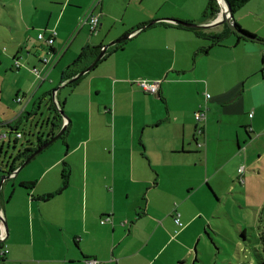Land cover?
<instances>
[{"label":"crops","instance_id":"crops-1","mask_svg":"<svg viewBox=\"0 0 264 264\" xmlns=\"http://www.w3.org/2000/svg\"><path fill=\"white\" fill-rule=\"evenodd\" d=\"M188 2L0 0V27L21 63L15 84L29 100L28 121L34 124L36 113L44 114L50 91L68 116L53 112L46 118L40 133L45 139L64 119L66 131L46 147L48 155L37 154L3 183L0 211L8 228L0 240V264H87L91 258L100 264H196L198 244L206 243L213 224L203 206L207 193L232 191L238 198L234 178L247 185V170L264 159V42L245 36L224 42L232 33L225 25L181 26L173 19L210 24L219 15L209 8L205 15L191 14ZM252 2L261 4L257 14L264 15V0ZM92 10L101 14L97 31L84 20ZM153 20L158 21L109 48L90 72L68 82L71 70L88 66L101 46ZM235 22L264 40L241 18ZM53 30L52 45L38 37ZM212 51L224 55L228 67L242 61L246 80L225 88L213 74L211 83L193 77L198 56ZM35 67L48 74L41 84ZM141 80H161L159 92L143 90ZM203 108L207 117L198 123L194 113ZM227 112L231 127L225 121L215 127ZM221 145L229 148L226 154ZM212 150L219 157L210 160ZM3 170L8 168L1 164ZM28 182L33 185L24 186ZM176 213L183 227L176 225ZM104 218L109 220L102 223ZM3 249L9 251L1 255Z\"/></svg>","mask_w":264,"mask_h":264},{"label":"rangeland","instance_id":"rangeland-1","mask_svg":"<svg viewBox=\"0 0 264 264\" xmlns=\"http://www.w3.org/2000/svg\"><path fill=\"white\" fill-rule=\"evenodd\" d=\"M218 4L220 6V3ZM187 7L191 14L205 15V12L208 11L209 8V0H189ZM260 8L261 4L249 0V2L234 13V19L236 20L237 17L241 18L244 24L247 22L249 27L254 30L256 29L260 35H264V15L257 14L261 13L259 11ZM0 22L3 23V20L1 19ZM238 24L240 23L238 22ZM149 26L151 25L146 23L127 35L130 37L140 29ZM4 33L5 30L1 26L0 60L2 63H0V122H5L6 124L0 125V136H2L0 137V165L5 161L6 155H18L20 149L26 146L29 142H34L32 143L33 145L38 144L39 134L47 128L46 124H44L46 118L50 116L51 113H55L52 106L53 100L50 91V94H48L42 103V110L44 111L43 115L45 116H40L42 113L41 111L38 117L32 118L34 124L28 121V110L23 108L27 99L23 96V91H19L15 84L20 70L14 67L15 60L12 57L14 46L12 42L4 36ZM257 36L259 35L257 34ZM230 39L238 40V33L233 31L231 34H228L223 41H227L228 43V40ZM129 40L130 39L127 38L122 44ZM198 59L200 60V63L196 69V74H194L193 77L205 76V78L211 83L212 77L215 75L219 78L220 85L225 86V88L232 86L236 80V83H242L246 80V75H243V70L241 69L242 61H240V67L236 66V64H233V67H228L225 56L219 55L215 51H212L209 56L203 57L199 55ZM90 64L91 63L88 65ZM261 74L262 72H259L257 76L259 77ZM187 76H189V74H187ZM251 78L252 77L249 79ZM18 94L23 97V103L17 101L16 98ZM245 99H248L247 95L245 96ZM234 103L235 102L233 101L228 106H226L225 103L224 105L226 107L224 106V111H228L231 107H234L231 106L235 105ZM175 105L176 104L172 101V106L175 107ZM193 105L194 98L193 102H190V107L192 108ZM32 106L33 103L29 108H32ZM230 119L231 115L227 112L220 121L213 125L215 127H221V123L225 121L224 124L231 127ZM17 131L22 133V137L15 142ZM6 134H8V137H3V135ZM197 134H200L198 128ZM43 136H45V134ZM193 143H195V140H193ZM198 145L201 146L199 143ZM221 146L223 153L226 154L229 148L223 147V145ZM204 150L205 148L200 150V154H203ZM43 152L48 155V148L43 149L38 156H41ZM215 156H218V154L212 150L210 160ZM26 171L27 170L23 171L24 174L27 173ZM3 176L4 174L0 173V181ZM234 182L241 188L235 192L238 198H232V191L223 195L217 194L214 190L210 189V192L207 193L206 198L204 199L203 206L206 210V214L210 217L212 216L213 224L208 227L211 236L205 234L206 243L202 241L198 244L199 259L196 261V264H263L264 262V209L263 205H261L264 200V159L263 161L258 162L255 168L247 170V185L240 183L241 181L238 177L237 179L236 177L234 178ZM24 192L25 190H23V193ZM1 195L2 193L0 194V197ZM19 198L20 197L18 196L17 199ZM242 233H244V236ZM189 264H193V262L190 261Z\"/></svg>","mask_w":264,"mask_h":264},{"label":"water","instance_id":"water-1","mask_svg":"<svg viewBox=\"0 0 264 264\" xmlns=\"http://www.w3.org/2000/svg\"><path fill=\"white\" fill-rule=\"evenodd\" d=\"M221 6V10L219 12V15L216 19V21H214L213 23H210L209 25H199V26H205V27H217V26H221V25H227L231 30L236 31L238 33H240L241 35L245 36L248 39L251 40H255V41H260V42H264V40L258 38L256 35H251L245 32H242L241 29H239L235 23L234 20V12L232 11L231 5L229 3L228 0H218ZM167 20V19H166ZM158 20H153L150 23H148V25H152L154 23H156ZM173 21L180 23L182 25H186V26H190V27H198L197 25H195V23L193 22H186V21H182L179 19H173ZM127 38H129V35H125L121 38H118L108 44H105L104 46L101 47L100 52L98 54V56L94 59V61L87 66L85 69H82L81 71H79L77 73V75H75L74 77H72L68 82H73L76 79H78L79 77L87 74L88 72H90L93 67L103 58V56L106 54L107 50L111 47L114 46L116 44L121 43L123 40H126ZM59 88H57L58 90ZM61 111V115L64 118H68V116L66 115V113L60 109ZM40 115V112L38 111L36 113V115L34 117H37ZM41 117L43 116V113H41L40 115ZM38 126V125H36ZM67 129V122L64 123L63 127L61 128V130L59 132H57L56 134H54L52 137H50V139H48V141L44 142L43 144L39 145L32 153H30L29 156H27L19 165V167L15 168L13 171L11 172H6L4 173V176L2 177L1 181H0V193H1V189L3 187V183L5 181V179L12 177L13 173H15L16 171L20 170L21 168H23L26 164H28L37 154H39L43 149H45L46 147H48L51 143H53L54 141H56L59 137H61V135L66 131ZM21 151V150H20ZM18 155L14 156L12 155H6L5 156V161L2 162V165L7 166V168H10L11 166H13L19 159V153ZM7 226V225H6ZM8 228V226H7ZM1 242V241H0Z\"/></svg>","mask_w":264,"mask_h":264},{"label":"built area","instance_id":"built-area-1","mask_svg":"<svg viewBox=\"0 0 264 264\" xmlns=\"http://www.w3.org/2000/svg\"><path fill=\"white\" fill-rule=\"evenodd\" d=\"M100 18V13H94V11H91L90 13H88V15L84 18L85 20V23H88L90 25V27L95 30L98 26V23H99V19ZM57 32L56 31H52L50 32V36L48 38H46V35L44 32H40L38 34V37L40 39H46V41L49 43V44H52L55 40V36H56ZM44 61H46V58H44ZM17 66H19L18 62H17ZM34 72L38 78V80L41 82V81H44L46 79V76L47 74L45 72H42L41 70H39L38 68H34ZM159 83H160V80H156V81H153V82H150L148 80H141L139 81V85L144 89V90H147V91H151V92H156L158 91V87H159ZM207 97L209 98L210 97V94H207ZM18 101H22V98L21 97H18L17 98ZM206 116V113L204 110H199L198 112H196L195 114V117L198 121H201L204 117ZM20 136V134H19ZM0 217H2V213H0ZM103 222H106V219L103 220ZM175 222L179 225V226H182L183 222L181 220V216H180V213H177V215L175 216ZM5 234H6V230H5V227L3 226V221L1 220L0 221V235L2 238L5 237ZM8 252V249H4L1 251V254H5ZM86 263L87 264H100L98 260L96 259H87L86 260Z\"/></svg>","mask_w":264,"mask_h":264},{"label":"trees","instance_id":"trees-1","mask_svg":"<svg viewBox=\"0 0 264 264\" xmlns=\"http://www.w3.org/2000/svg\"><path fill=\"white\" fill-rule=\"evenodd\" d=\"M229 1V3H230V5H231V8H232V11L235 13L238 9H240L241 7H243L247 2H249V0H228ZM219 2H218V0H209V10L211 11V12H215V15L217 14H219V12H220V6H219V4H218ZM236 23V25H237V27L239 28V29H241V31L242 32H245V33H249V34H251L250 32H248L247 30H245L244 28H242V26L240 25V24H238V22H235ZM178 25H180V24H178ZM181 26H183V25H181ZM225 26H226V28H227V30L228 31H232L233 32V30H231L226 24H225ZM219 39V38H218ZM238 39L240 40V39H244V40H246V38L244 37V36H242V35H240V34H238ZM99 51V50H98ZM97 51V53H96V56L98 55V52ZM84 53V52H83ZM82 53V54H83ZM82 54L80 55V57H79V59L78 60H80V58L82 57ZM95 56V57H96ZM78 62V61H77ZM76 64V63H75ZM77 70H71V76H74L75 74H77ZM210 97H211V95H210ZM209 97V98H210ZM54 108H55V110L57 111V113L58 114H60L59 112H58V110H57V108L55 107V106H53ZM60 116V115H59ZM1 124H3L2 122H0V125ZM45 124V123H44ZM61 127V126H60ZM14 130V129H13ZM17 132H19V131H17ZM53 135V134H52ZM51 135V136H52ZM48 139H45V138H43V136L41 135V134H39V136H38V144H36V146H35V144H34V146L35 147H31V146H26L24 149H23V151L21 152L20 151V153L21 154H19V156H23V160L27 157V156H29L30 155V153H32L40 144H43L44 142H46ZM18 140L16 139L15 140V142H17ZM2 149H3V147H2ZM22 160V161H23ZM15 169V167H14V165L13 166H11L10 168H8V170H6V171H4L3 170V172H11V171H13ZM68 176H69V169L68 168H65L64 170H63V174H62V178H63V186H66L67 185V182H68ZM25 185L24 186H32L33 185V182H28V183H24ZM53 196V194H48V195H46L45 197H47V198H49V197H52ZM184 224V223H183ZM182 224V225H183ZM263 264H264V262H263Z\"/></svg>","mask_w":264,"mask_h":264},{"label":"clouds","instance_id":"clouds-1","mask_svg":"<svg viewBox=\"0 0 264 264\" xmlns=\"http://www.w3.org/2000/svg\"><path fill=\"white\" fill-rule=\"evenodd\" d=\"M92 11H93V10H92ZM90 12H91V11H90ZM90 12H89V13H90ZM87 15H88V14H87ZM87 15H86V16H87ZM86 16H85V17H86ZM100 16H101V14H100ZM99 19H100V18H99ZM234 20H235V19H234ZM99 23H100V20H99ZM99 23H98V26H99ZM87 24H88V23H87ZM88 25H89V24H88ZM89 26H90V25H89ZM98 26H97V28H96L95 30H93L91 27H90V28H91V30H93V31H97ZM41 32H44L45 35H46V32H45V31H41ZM50 32H51V31H50ZM48 37H49V36H48ZM48 37H46V38H48ZM54 41H55V40H54ZM47 43H48V42H47ZM53 43H54V42H53ZM53 43H52V44H53ZM48 44H49V43H48ZM52 44H50V45H52ZM116 45H117V44H116ZM103 46H104V45H103ZM114 46H115V45H114ZM101 47H102V46H101ZM111 47H112V46H111ZM111 47H110V48H111ZM100 49H101V48H100ZM108 50H109V49H108ZM108 50H107V52H108ZM99 52H100V51H99ZM107 52H106V53H107ZM98 54H99V53H98ZM97 56H98V55H97ZM97 56H96V57H97ZM104 56H105V55H104ZM96 57H95V58H96ZM44 58H46V57H43V61H44ZM95 58H94V59H95ZM93 61H94V60H93ZM93 61H92V62H93ZM17 62H18V64H19V66H17ZM44 62H47V58H46V61H44ZM92 62H91V63H92ZM14 65H15L16 68H21V63L19 62L18 59H15V61H14ZM88 66H89V65H88ZM35 68H38V67H35ZM38 69H39V68H38ZM84 69H85V68H84ZM39 70H40V69H39ZM80 71H81V70H80ZM42 72H43V71H42ZM78 72H79V71H78ZM78 72H77V73H78ZM33 73L35 74L34 69H33ZM75 75H77V74H75ZM75 75H74V76H75ZM35 76H36V74H35ZM47 76H48V74H47ZM47 76H46V79H47ZM74 76H72V77H74ZM72 77H71V78H72ZM36 78H37V76H36ZM71 78H70V79H71ZM46 79H45V80H46ZM70 79H69V80H70ZM37 80H38V78H37ZM45 80H44V81H45ZM69 80H68V81H69ZM38 81H39V80H38ZM44 81H41V82L39 81L38 84H41V83H43ZM148 81H149V80H148ZM154 81H156V80H154ZM66 82H67V81H66ZM150 82H153V81H150ZM161 82H162V81L160 80L159 87H158V91H159V88H160ZM138 85H139V83H138ZM139 86H140V85H139ZM140 87H141V86H140ZM141 88H142V87H141ZM142 89H143V88H142ZM143 90H144V89H143ZM145 91H147V90H145ZM158 91H156V92L148 91V92H150V93H152V94H157ZM56 92H58L57 89H56ZM18 97H21V96H18ZM18 97H17V98H18ZM17 98H16V99H17ZM21 98H22V101H18V100H17V101L23 103V97H21ZM29 99H32V97H30ZM28 102H29V100L27 101V104H28ZM27 104H25V106H26ZM52 106H55V107L57 108L58 112H59L60 115H61V111H60V109H63V107H62L61 103L58 102L57 95H54V97H53ZM23 108L25 109V107H23ZM200 110H204L205 113H207V109H206V108H203V109H200ZM198 111H199V110H198ZM198 111H196V112H198ZM55 112L57 113L56 110H55ZM196 112H195V114H196ZM23 113H24V112H23ZM27 113H28V111H27ZM252 115H253V114H251L250 116H252ZM61 116H62V115H61ZM37 117H38V116H37ZM206 117H207V115H206L201 121H198L197 119H196V120L200 123V122H203V120H205ZM63 118H64V117H63ZM195 118H196V117H195ZM63 122H64V123L66 122L65 119L63 120ZM64 123H63V125H64ZM3 124H6V123H3ZM3 124H1V125H3ZM63 125H61V126L63 127ZM62 127H61V128H62ZM61 128H60V130H61ZM60 130H59V131H60ZM59 131H58V132H59ZM198 131H199L200 133H202V132H203V128H202V127H198ZM56 133H57V132H56ZM56 133H52V134L54 135V134H56ZM19 134H20V136H19ZM53 135H52V136H53ZM49 136L52 137L51 135H49ZM0 137H2V136H0ZM3 137H8V134L3 135ZM21 137H22V133H21L20 131L17 132L16 139H19V138H21ZM50 137H49L48 139H50ZM47 141H48V140H47ZM199 144H202V143H199ZM40 145H41V144H40ZM23 149H24V148L20 149L21 152L23 151ZM45 149H46V148H45ZM19 154H21V153H19ZM21 157H22V156H20V158H21ZM21 162H22V161H21ZM14 165H15V164H14ZM18 167H19V166H18ZM16 168H17V167H16ZM241 170H242V169H240V171H241ZM0 213H2V212L0 211ZM2 214H3V213H2ZM0 215H1V214H0ZM176 215H177V213H176ZM176 215H175V216H176ZM175 216H174V221H175ZM180 216H181V214H180ZM104 219H106V221L109 220V218H104ZM104 219H102V223H105V222H103ZM1 220L3 221V226L5 227L6 234H5V237H4V238H2L1 235H0V240H1V241H2V240L4 241V240L7 238V228H6L5 218H4L3 215H2V217H0V221H1ZM181 220H182V219H181ZM182 222H183V221H182ZM175 223H176V222H175ZM183 223H184V222H183ZM176 225H177L178 227H183V226H184V224H183L182 226H179L177 223H176ZM3 250H4V249H3ZM1 251H2V250H1ZM8 251H9V250H8ZM5 254H6V253H5ZM5 254H1V255H5Z\"/></svg>","mask_w":264,"mask_h":264}]
</instances>
